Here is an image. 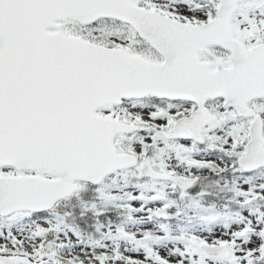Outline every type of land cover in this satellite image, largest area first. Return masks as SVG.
<instances>
[{
  "label": "snow or ice",
  "instance_id": "6c2138e0",
  "mask_svg": "<svg viewBox=\"0 0 264 264\" xmlns=\"http://www.w3.org/2000/svg\"><path fill=\"white\" fill-rule=\"evenodd\" d=\"M201 146L223 158L197 160ZM260 148L264 0H0V207L14 196L55 208L89 181L151 230L167 218L166 204L151 211L164 182L212 199L178 173L250 174L242 157ZM126 174L138 194L111 196ZM238 195L232 222L175 240L129 236L110 213L111 238L82 242L97 205L78 227L35 207L30 232L0 231V264H264V185Z\"/></svg>",
  "mask_w": 264,
  "mask_h": 264
},
{
  "label": "rangeland",
  "instance_id": "374dc122",
  "mask_svg": "<svg viewBox=\"0 0 264 264\" xmlns=\"http://www.w3.org/2000/svg\"><path fill=\"white\" fill-rule=\"evenodd\" d=\"M207 151H200V153L195 157L197 160H200L205 163H214L216 158H223L222 154L216 155L214 157L213 155L206 153ZM225 168H229L230 166L225 164ZM200 172L196 173H188V172H181L180 174L184 175H197L199 176V181L197 182V187L204 188L209 191H223L225 195L232 197L235 201H237L239 204L243 205L247 203L240 195H238V192L240 191L241 187L244 189H247L249 185H264V167L259 168L255 173L244 175L240 174L238 172H229V173H221L219 176H216L214 174V171H210L209 169H202L199 170ZM127 175V174H126ZM226 175V177L224 176ZM111 180L117 181L116 186H110L108 185V189L110 192L111 196L114 197H121L124 196L122 194L126 192H131L133 195L138 194V190L135 189L133 186H125L123 183L124 181V176H112L110 178ZM252 180V182L250 181ZM165 183V192H171L173 191V186L170 184V182H164ZM162 189V190H165ZM113 193H116L113 195ZM118 194V195H117ZM120 204L119 200L115 201H109L107 203L110 204ZM127 203L134 204L132 201H127ZM94 203L88 204L86 206L87 209H91L92 205ZM165 204L167 205V218L163 216H153V219L155 221L154 227L151 230L147 229H141L139 227H136V225L143 224L145 223L149 217L147 213L144 215H128V223H122V229L123 231L128 234L129 236L134 235L135 233L141 232V231H151L154 234H156L160 239H163L162 236H160V232L163 230H167V235L171 237V239H180L185 232H188L190 234H198L200 232H209L214 229L215 226H222L226 223L232 222L234 219V213L236 212H226L224 216H220L218 221L215 224L208 225V224H194L192 226H186V227H181L179 222H171L170 219L172 218L173 220H176V217L174 215L177 214V209L176 207L172 206L168 201L166 200L164 203L153 205L151 211L155 212L159 208H164ZM103 205H106L105 202L103 201ZM118 209V207L116 208ZM22 214H17L15 217L10 218V224L6 225V228H4V231L6 230H12V231H22L24 234H27L30 232L34 227V223L31 222L30 220L28 221H21L17 223L18 219H23ZM226 217V219H224ZM178 219V218H177ZM56 220H53V223H56ZM7 224V223H6ZM5 224L0 223V229L3 231V227ZM101 234H97L96 237H91L87 236L86 238L84 237L82 242H87V243H94V242H103L109 238V230H111L113 233H115L116 227L114 225H110L109 227H103L99 226ZM264 231V230H262ZM113 243H119V244H126V243H131V240H125V239H120V240H114Z\"/></svg>",
  "mask_w": 264,
  "mask_h": 264
},
{
  "label": "trees",
  "instance_id": "16d2710c",
  "mask_svg": "<svg viewBox=\"0 0 264 264\" xmlns=\"http://www.w3.org/2000/svg\"><path fill=\"white\" fill-rule=\"evenodd\" d=\"M212 199H209L207 196H194L192 198H190L192 200V202H197L198 199H202L206 202V204H210V202L214 203L215 204V201L216 199H218V196L216 195H211ZM180 198V205L183 204L184 202L187 203L189 201V199H187L186 197H184L183 195H180L179 196ZM78 200V197L76 198ZM75 199H69V200H66V201H62L61 203L63 202H67L65 204H61L59 203L57 206H56V211L54 213V211H52L53 213V216L55 215L56 217L60 218V220L62 221H68V218L66 216L67 214V211L65 210L66 209V206L70 204V206L72 207V211L70 212V215H72L74 221L77 222V220H83L85 218V216L88 214V213H82L80 211V207L77 206L76 202H74ZM184 200V201H183ZM197 208H194V210H196ZM106 211V210H105ZM103 216H105V214H101ZM94 216H92L93 218ZM77 224V223H76ZM90 225V224H89Z\"/></svg>",
  "mask_w": 264,
  "mask_h": 264
},
{
  "label": "water",
  "instance_id": "95a60500",
  "mask_svg": "<svg viewBox=\"0 0 264 264\" xmlns=\"http://www.w3.org/2000/svg\"><path fill=\"white\" fill-rule=\"evenodd\" d=\"M259 150L264 153L263 148H260ZM263 153L259 155L260 162H264ZM49 199H36V198L20 199L18 197L11 196L6 198L3 206L0 207V211L1 213H7L18 208L32 209L40 206L50 207L51 204L49 203Z\"/></svg>",
  "mask_w": 264,
  "mask_h": 264
}]
</instances>
